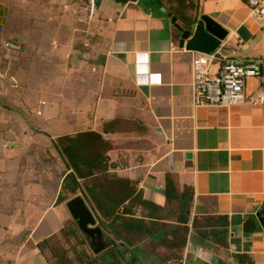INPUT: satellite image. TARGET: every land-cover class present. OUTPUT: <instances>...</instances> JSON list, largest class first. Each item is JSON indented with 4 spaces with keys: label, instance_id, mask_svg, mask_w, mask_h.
Masks as SVG:
<instances>
[{
    "label": "crops",
    "instance_id": "0c3cea01",
    "mask_svg": "<svg viewBox=\"0 0 264 264\" xmlns=\"http://www.w3.org/2000/svg\"><path fill=\"white\" fill-rule=\"evenodd\" d=\"M187 2L98 0L102 43L27 29L0 48V264L89 263L159 244V232L128 234L112 217L167 222L171 239V225H185L177 221L182 193L189 232L177 264H264V104L195 106L198 51L182 44L180 30L203 14L220 23L229 32L215 51L220 63L264 57V22L245 0H196L190 11ZM260 84L251 78L247 90ZM90 131L108 145V187L100 172L78 178L79 188L68 176L60 139ZM137 194L149 204L129 206ZM78 195L117 246L94 252L67 206Z\"/></svg>",
    "mask_w": 264,
    "mask_h": 264
},
{
    "label": "rangeland",
    "instance_id": "374dc122",
    "mask_svg": "<svg viewBox=\"0 0 264 264\" xmlns=\"http://www.w3.org/2000/svg\"><path fill=\"white\" fill-rule=\"evenodd\" d=\"M187 1L184 5L185 9L190 11L197 6L196 0ZM0 7H6V12H0V35L6 40L10 41L9 38L13 36L23 35L29 29L32 34L75 36L76 41H79L77 44L91 40L93 37L98 42H103V22L98 24L99 22L94 21L97 17V8L96 6L92 8V0H0ZM13 22L15 25L12 24ZM100 225L108 232L103 223ZM142 243L144 249L151 252L161 264L179 262L178 257L183 250L180 242L177 245H172L170 242L155 244L143 241ZM112 259L115 258L106 259L97 256L95 261L88 263L80 259L77 263L125 264ZM148 263L147 260L146 264Z\"/></svg>",
    "mask_w": 264,
    "mask_h": 264
},
{
    "label": "trees",
    "instance_id": "16d2710c",
    "mask_svg": "<svg viewBox=\"0 0 264 264\" xmlns=\"http://www.w3.org/2000/svg\"><path fill=\"white\" fill-rule=\"evenodd\" d=\"M97 1L98 0H96V3ZM60 140L63 143V151L65 157L67 158L68 166L73 169V172L69 173L68 176L72 179L77 188L80 187L78 178L90 177L93 179L95 178L93 174L96 172H100L104 176L102 178L103 180L101 186L108 187L106 185H109L110 181L107 179L105 172L103 171L107 169L108 165V157L104 155L108 145L104 142V139L100 133L94 131L81 132L75 136H64ZM116 181L118 182L120 180ZM125 187H128L129 190L132 189L129 184H127ZM75 192L76 188L73 190L72 194ZM183 195L184 193L180 195L178 194V196L181 197L179 204L180 209L183 212L180 214L177 221L185 225H176L175 228L174 225H171L173 234L171 239L168 237L167 228L169 224L167 222L154 220L148 223L143 218L126 215L120 216L119 214H114L111 224L120 228L122 227L123 230H125L128 234H130V232H142L140 235L145 236L144 238H147L148 240H152L153 235L159 232V236L154 238L163 242H170L173 245H177L176 242H181L182 245H184L186 240L185 238L189 232L187 223L189 222L190 205L188 201L183 200ZM64 197L67 196L61 195V200H64ZM177 200L179 201V197ZM136 202H142L144 205L149 204V201L142 199L138 194L131 199L129 206L135 205ZM126 213L133 214V211L128 208ZM161 219L163 218L161 217ZM247 222H249L247 223V225H249L253 224L255 221H253V219H249ZM152 224L154 225L153 227ZM224 225L226 226V224ZM180 233L182 236H179ZM116 236L120 237L119 232H116ZM133 238L135 237H132L131 240H129V243H132V241L134 242ZM121 256H123L122 258L125 261V264H146L147 260L149 261L148 264H161L151 252L144 249L138 250L137 252V250H131L128 248L126 251L121 250V253L113 252V254H111L109 257H114L117 261H120L119 257ZM178 259L180 260V256Z\"/></svg>",
    "mask_w": 264,
    "mask_h": 264
},
{
    "label": "built area",
    "instance_id": "2783aa9c",
    "mask_svg": "<svg viewBox=\"0 0 264 264\" xmlns=\"http://www.w3.org/2000/svg\"><path fill=\"white\" fill-rule=\"evenodd\" d=\"M250 16L264 22V0H245ZM95 1L92 0V8ZM11 43L0 35V48L8 49ZM216 52H195L192 58L193 103L199 107H229L249 103L264 104V57L227 58L218 62ZM218 65L216 70L213 69ZM251 78L261 81L256 91L247 90Z\"/></svg>",
    "mask_w": 264,
    "mask_h": 264
},
{
    "label": "water",
    "instance_id": "95a60500",
    "mask_svg": "<svg viewBox=\"0 0 264 264\" xmlns=\"http://www.w3.org/2000/svg\"><path fill=\"white\" fill-rule=\"evenodd\" d=\"M173 20L175 21L176 18L174 17ZM180 30L182 44L187 40L188 49L204 53L215 52L229 33L226 28L207 14H203L190 28L181 27ZM67 206L95 253H100L110 246H117L115 241L109 239L102 227L97 224V218L81 195L70 199ZM257 215L264 228V209H261Z\"/></svg>",
    "mask_w": 264,
    "mask_h": 264
},
{
    "label": "clouds",
    "instance_id": "9594fccd",
    "mask_svg": "<svg viewBox=\"0 0 264 264\" xmlns=\"http://www.w3.org/2000/svg\"><path fill=\"white\" fill-rule=\"evenodd\" d=\"M137 60L147 63L150 60V56L147 52H140V53H137ZM137 83L139 85V84H146L148 82L144 80H138Z\"/></svg>",
    "mask_w": 264,
    "mask_h": 264
}]
</instances>
